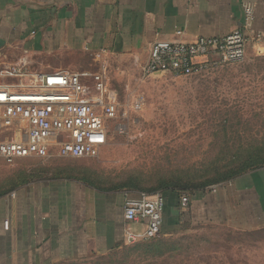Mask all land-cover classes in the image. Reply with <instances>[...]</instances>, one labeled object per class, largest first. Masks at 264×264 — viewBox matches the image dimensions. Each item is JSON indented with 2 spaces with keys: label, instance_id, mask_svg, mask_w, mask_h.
I'll return each mask as SVG.
<instances>
[{
  "label": "crops",
  "instance_id": "0c3cea01",
  "mask_svg": "<svg viewBox=\"0 0 264 264\" xmlns=\"http://www.w3.org/2000/svg\"><path fill=\"white\" fill-rule=\"evenodd\" d=\"M246 6L254 13L248 33L264 35V0H0V62L26 54L33 67L41 56L93 55L128 59L137 72L156 39H176V30L184 40L226 34L242 26ZM57 157L66 158H39L27 180L0 194V264H59L139 242L131 235L145 223L123 218L125 197L138 191L106 188L89 167L53 166ZM209 187L161 191L162 237L197 225L264 230V166Z\"/></svg>",
  "mask_w": 264,
  "mask_h": 264
},
{
  "label": "rangeland",
  "instance_id": "374dc122",
  "mask_svg": "<svg viewBox=\"0 0 264 264\" xmlns=\"http://www.w3.org/2000/svg\"><path fill=\"white\" fill-rule=\"evenodd\" d=\"M37 59L32 68L41 71L55 70V62L76 64V69L57 68L71 72L105 69L119 101L98 156L57 157L50 161L53 166L89 167L93 180L135 191L161 184L191 191L264 166V43L250 46L242 61L188 76L143 75L144 63L135 72L128 59L119 57ZM39 161L24 158L7 164L0 159V192L27 180L26 171ZM59 264H264V230L245 233L197 225Z\"/></svg>",
  "mask_w": 264,
  "mask_h": 264
},
{
  "label": "built area",
  "instance_id": "2783aa9c",
  "mask_svg": "<svg viewBox=\"0 0 264 264\" xmlns=\"http://www.w3.org/2000/svg\"><path fill=\"white\" fill-rule=\"evenodd\" d=\"M253 9L244 8L241 27L220 36L193 40L156 39L142 66L143 75L175 76L209 72L226 63L242 61L250 43L264 35L249 34ZM119 101L105 69L71 72L35 70L24 54L13 62H0V159L7 164L26 157L54 154L69 158L96 157L107 144ZM220 185V184H219ZM219 185L210 186L215 191ZM165 199L160 191H138L123 203L126 222L145 223L132 241H147L162 233ZM5 230L9 221L3 223Z\"/></svg>",
  "mask_w": 264,
  "mask_h": 264
},
{
  "label": "trees",
  "instance_id": "16d2710c",
  "mask_svg": "<svg viewBox=\"0 0 264 264\" xmlns=\"http://www.w3.org/2000/svg\"><path fill=\"white\" fill-rule=\"evenodd\" d=\"M262 167V166H261ZM259 168V167H258ZM255 169V168H254ZM249 170H251V169H249ZM246 171H248V170H246ZM246 171H244L243 170V172H241V173H244V172H246ZM241 173H238L237 175H239V174H241ZM237 175H235V176H237ZM234 176V177H235ZM233 177V178H234ZM105 187L106 188H122V187H120V186H114V187H108V186H106L105 185ZM208 186H203V187H200V188H198V189H206ZM126 189H129V190H133V189H130V188H126ZM168 189H172V190H178V191H180V190H186V191H190V190H188V188H177L175 185H168V184H161V185H159V186H157V188H151L150 190H145L146 192H149V193H152V192H156V191H164V190H168ZM194 190H196V189H194ZM135 191V190H134ZM139 191H141V190H139ZM144 191V190H143ZM192 191V190H191ZM4 193H6V191H4V192H0V194H4Z\"/></svg>",
  "mask_w": 264,
  "mask_h": 264
}]
</instances>
